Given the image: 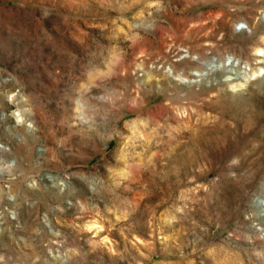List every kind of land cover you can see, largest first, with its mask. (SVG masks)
<instances>
[{"label": "rangeland", "instance_id": "obj_1", "mask_svg": "<svg viewBox=\"0 0 264 264\" xmlns=\"http://www.w3.org/2000/svg\"><path fill=\"white\" fill-rule=\"evenodd\" d=\"M0 264H264V0H0Z\"/></svg>", "mask_w": 264, "mask_h": 264}, {"label": "bare ground", "instance_id": "obj_2", "mask_svg": "<svg viewBox=\"0 0 264 264\" xmlns=\"http://www.w3.org/2000/svg\"><path fill=\"white\" fill-rule=\"evenodd\" d=\"M229 1H230V0H229ZM235 1H236V0H235ZM187 2H188V1H187ZM232 2H233V1H231L230 3H232ZM157 3H158V2H157ZM159 3H160V2H159ZM159 3H158V4H159ZM234 4H235V3H234ZM224 5H225V4H224ZM227 5H228V4H227ZM223 7H224V6H223ZM188 8L190 9V7H188ZM220 8H222V7L220 6ZM225 8H226V6H225ZM191 9H192V7H191ZM217 9H218V8H217ZM226 9H227V8H226ZM187 11H188V10H187ZM215 11H216V10H215ZM218 11H219V10H218ZM224 11L226 12V10H224ZM218 13H220V12H218ZM227 13H228V12H227ZM221 14H222V13H221ZM225 14H226V13H225ZM225 14H224V15H225ZM209 15H210V14H209ZM198 16H199V15H198ZM200 16H202V14H200ZM203 16H204V15H203ZM219 16H220V15H218V17H219ZM213 19H214V18H213ZM213 19H212V20H213ZM202 20H203V19H202ZM198 21H199V18H198ZM209 21H210V19H209ZM218 21H220V20H218ZM194 22L196 23L197 21H194ZM194 22H193V23H194ZM200 22H201V21H200ZM221 22H222V21H221ZM225 22H226V21H225ZM242 22H243V21H242ZM183 23H184V22H183ZM195 23H194V25H195ZM197 23H198V22H197ZM219 23H220V22H219ZM228 23H230V22H228ZM202 24H203V23H202ZM202 24H199V25H202ZM217 24H218V23H217ZM223 24H224V23H223ZM226 24H227V22H226ZM240 24H241V23H240L239 21H235V22L233 23V25H232L233 27L231 26V27H232V31H233V32H236V30H238V27L240 26ZM204 25H205V24H204ZM220 25H221V24H220ZM197 26H198V25H197ZM207 26H208V25H207ZM225 26H227V25H225ZM214 27H215V26H214ZM241 27H242V26H241ZM241 27H240V28H241ZM190 28H191V27H190ZM193 28H194V27H193ZM193 28H192V29H193ZM202 28H203V27H202ZM227 28H228V27H227ZM243 28H244V27H243ZM207 29H208V28H207ZM188 30H189V29H188ZM195 30H196V29H195ZM204 30H205V29H204ZM197 31H198V30H197ZM208 31H209V30H208ZM211 31H212V30H211ZM241 31H242V29H241ZM243 31H244V30H243ZM209 33H210V32H209ZM239 33H240V32H239ZM187 34H188V33H187ZM189 34H190V32H189ZM207 34H208V33H207ZM207 34H206V35H207ZM247 39H248V38H247ZM258 43H259V42H258ZM206 44H207V43H206ZM210 46H211V45H210ZM177 48H178V47H177ZM258 52H259V50H258ZM260 55H261V52H260ZM259 59H260V58H259ZM182 61H183V60H182ZM193 62H194V61H193ZM211 62H213V61H211ZM261 62H262V61H261ZM205 64H206V63H205ZM210 64H211V63H208L207 66L211 67ZM227 65H228V64H227ZM215 66H216V64H215ZM217 66H219V65H217ZM217 66H216V67H217ZM233 66H234V65H233ZM260 66H261V65H260ZM262 66H263V65H262ZM212 67H213V66H212ZM225 67H227V66H225ZM208 69H209V68H208ZM215 69H216V68H215ZM219 69H220V68H219ZM225 69H226V68H225ZM232 69H233V68H232ZM212 70H213V69H212ZM213 72H214V71H213ZM230 73H231V72H230ZM167 76H168V75H166V77H167ZM194 76H195V75H194ZM151 145H152V144H151Z\"/></svg>", "mask_w": 264, "mask_h": 264}]
</instances>
